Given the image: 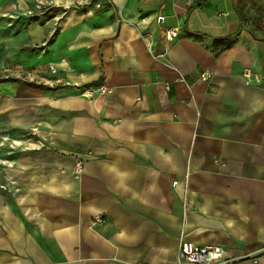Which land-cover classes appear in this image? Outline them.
<instances>
[{
  "label": "crops",
  "instance_id": "1",
  "mask_svg": "<svg viewBox=\"0 0 264 264\" xmlns=\"http://www.w3.org/2000/svg\"><path fill=\"white\" fill-rule=\"evenodd\" d=\"M54 1L0 29V264H264V0Z\"/></svg>",
  "mask_w": 264,
  "mask_h": 264
},
{
  "label": "rangeland",
  "instance_id": "2",
  "mask_svg": "<svg viewBox=\"0 0 264 264\" xmlns=\"http://www.w3.org/2000/svg\"><path fill=\"white\" fill-rule=\"evenodd\" d=\"M74 8H79L75 3ZM64 7L54 0H0V29L13 36L23 28L35 23L47 25V21L56 17ZM9 74H0V80L15 81Z\"/></svg>",
  "mask_w": 264,
  "mask_h": 264
},
{
  "label": "built area",
  "instance_id": "3",
  "mask_svg": "<svg viewBox=\"0 0 264 264\" xmlns=\"http://www.w3.org/2000/svg\"><path fill=\"white\" fill-rule=\"evenodd\" d=\"M93 1L90 0H75L79 6H89ZM98 8H102L100 3L96 5ZM160 22H164V18H159ZM179 33L175 30H169L167 32V40L173 42L177 39ZM51 72L56 73L57 70L54 66H51ZM203 80H209L210 75L205 72L202 75ZM112 90L104 86L100 87L96 91L84 90V95L87 97H93L98 95L100 97L109 96ZM177 183H175V186ZM98 221V220H97ZM181 259L187 264H226L228 261L225 260L223 252L218 248L208 247V246H198L193 243L184 242L181 245L180 250Z\"/></svg>",
  "mask_w": 264,
  "mask_h": 264
},
{
  "label": "trees",
  "instance_id": "4",
  "mask_svg": "<svg viewBox=\"0 0 264 264\" xmlns=\"http://www.w3.org/2000/svg\"><path fill=\"white\" fill-rule=\"evenodd\" d=\"M214 44L216 47L221 46L224 49H228L231 47V43H230L229 38H227V39H216Z\"/></svg>",
  "mask_w": 264,
  "mask_h": 264
}]
</instances>
